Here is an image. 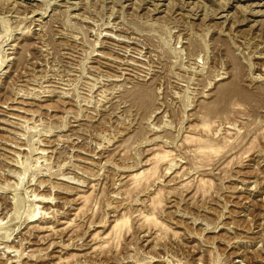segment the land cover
Listing matches in <instances>:
<instances>
[{
  "label": "rangeland",
  "instance_id": "rangeland-1",
  "mask_svg": "<svg viewBox=\"0 0 264 264\" xmlns=\"http://www.w3.org/2000/svg\"><path fill=\"white\" fill-rule=\"evenodd\" d=\"M0 264H264V0H0Z\"/></svg>",
  "mask_w": 264,
  "mask_h": 264
},
{
  "label": "bare ground",
  "instance_id": "bare-ground-1",
  "mask_svg": "<svg viewBox=\"0 0 264 264\" xmlns=\"http://www.w3.org/2000/svg\"><path fill=\"white\" fill-rule=\"evenodd\" d=\"M250 15H251V14H250ZM252 15H253V16H254V15L257 16L258 14H257V13H252Z\"/></svg>",
  "mask_w": 264,
  "mask_h": 264
}]
</instances>
